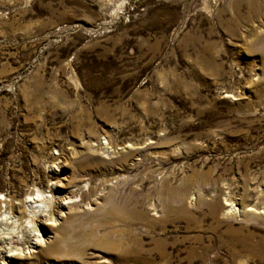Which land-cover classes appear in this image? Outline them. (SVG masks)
Instances as JSON below:
<instances>
[{
    "label": "rangeland",
    "instance_id": "1",
    "mask_svg": "<svg viewBox=\"0 0 264 264\" xmlns=\"http://www.w3.org/2000/svg\"><path fill=\"white\" fill-rule=\"evenodd\" d=\"M3 215L5 264H264V0H0Z\"/></svg>",
    "mask_w": 264,
    "mask_h": 264
},
{
    "label": "bare ground",
    "instance_id": "2",
    "mask_svg": "<svg viewBox=\"0 0 264 264\" xmlns=\"http://www.w3.org/2000/svg\"><path fill=\"white\" fill-rule=\"evenodd\" d=\"M73 196L74 195H72V194H69V195H67L65 198H64V201H66V200H68L66 203H62L61 202V207L62 208H64V207H71V204L72 203H75L76 201H77V199H73ZM31 197V196H30ZM33 199H35L34 197H33ZM28 200V199H27ZM31 200V199H30ZM32 203V202H31ZM41 204L43 203V202H40ZM30 204V203H29ZM34 204V203H33ZM44 204V203H43ZM81 205V204H80ZM29 206V205H28ZM38 206H40V205H37V206H34V205H31L30 207L32 208L31 209V212L30 213H33V214H35L36 215V212L37 211H34V209H35V207H37L38 208ZM47 206V205H46ZM46 206H44L45 208H46ZM41 207H43V206H41ZM43 207V208H44ZM48 207V206H47ZM39 209V208H38ZM43 210V209H42ZM46 210V209H45ZM30 211V210H29ZM61 212H60V215L59 216H63L65 213L63 212V210H60ZM39 212V211H38ZM42 212V211H41ZM39 214V213H38ZM41 214V213H40ZM39 214V215H40ZM59 214V213H58ZM5 215H3V217L1 216L0 217V221H2V218H5L4 217ZM33 216V215H32ZM43 216H45L44 214H43ZM32 218V217H31ZM31 218H30V221H31ZM52 220L51 222L49 221V220ZM16 220H17V218H16ZM44 222H47V223H45V224H54V223H56L57 221V218L56 217H54L53 215H51V217H48V218H43L42 219ZM18 221V220H17ZM28 222V221H27ZM31 223V222H30ZM33 223V222H32ZM29 225V224H28ZM36 225V224H35ZM33 233H34V238H32V239H30L29 241V246L30 247H35V246H43V243L45 242V238H44V236L41 234V233H39L38 231H37V229H34L33 231H32ZM56 240V239H55ZM45 245V244H44ZM28 247V246H27ZM46 250L49 252V251H53L54 250V246H50L49 244H47L46 245ZM45 248H44V250H45ZM28 249H29V247H28ZM27 249V250H28ZM18 251V252H17ZM20 251L21 252H23L24 251V248H21V246H18V245H13L12 244V242L11 241H9V242H7L6 240H5V238H4V236H1V234H0V262H1V264H5V261L8 259V257H13L14 255H16L17 253H19V254H21L20 253Z\"/></svg>",
    "mask_w": 264,
    "mask_h": 264
}]
</instances>
